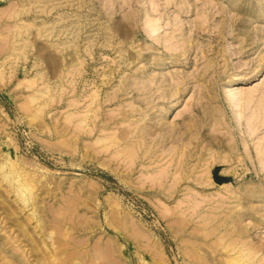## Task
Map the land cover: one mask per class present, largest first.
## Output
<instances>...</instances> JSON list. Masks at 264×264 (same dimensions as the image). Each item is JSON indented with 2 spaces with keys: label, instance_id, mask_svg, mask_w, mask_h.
Returning a JSON list of instances; mask_svg holds the SVG:
<instances>
[{
  "label": "rangeland",
  "instance_id": "374dc122",
  "mask_svg": "<svg viewBox=\"0 0 264 264\" xmlns=\"http://www.w3.org/2000/svg\"><path fill=\"white\" fill-rule=\"evenodd\" d=\"M5 149L34 197L0 179V264H248L264 0H0Z\"/></svg>",
  "mask_w": 264,
  "mask_h": 264
},
{
  "label": "bare ground",
  "instance_id": "6f19581e",
  "mask_svg": "<svg viewBox=\"0 0 264 264\" xmlns=\"http://www.w3.org/2000/svg\"><path fill=\"white\" fill-rule=\"evenodd\" d=\"M132 155H133V150H130L128 152V156L132 157ZM30 177H31V175H29V173L26 172V170L22 166L18 165L17 162H15L9 156V151L5 149L4 155H2V154L0 155V179L2 181H5L6 186L15 193L18 200L21 202V204L24 207L28 206L30 203L32 204V200L34 197L33 196V185H32L33 181L31 182ZM33 213L34 212H31L30 215L33 216L34 215ZM39 223H40V221H39ZM238 242H240L239 239H238ZM227 243L228 244L223 246V248H225V250L227 252H229L230 254H228L225 258H223V261L229 263V261L234 259V257H237V256L243 257V255H247L248 256V262H247L248 264H264V255L261 254L262 251L264 250L263 244H258V245L257 244H252V245L250 244L249 246H246L243 243L235 244L234 241H229ZM104 248H105L104 250H107L106 246ZM21 252H23V251H21ZM107 252H105V254H106L105 258L109 257V260H110L109 253H107ZM99 253H101V252H99ZM105 254L103 253L100 255L104 258ZM77 255H78V253L76 254V256ZM71 257H74V256H71ZM67 258H65V261ZM105 258H104V261L107 260V258L106 259ZM198 259L201 260V262H204L203 259H200V258H198ZM60 261H61V259H60ZM70 262H68V264ZM56 263H57V261H56Z\"/></svg>",
  "mask_w": 264,
  "mask_h": 264
}]
</instances>
